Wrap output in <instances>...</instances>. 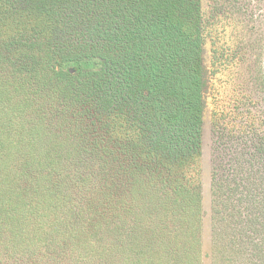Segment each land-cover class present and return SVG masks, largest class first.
<instances>
[{
    "label": "trees",
    "instance_id": "obj_1",
    "mask_svg": "<svg viewBox=\"0 0 264 264\" xmlns=\"http://www.w3.org/2000/svg\"><path fill=\"white\" fill-rule=\"evenodd\" d=\"M206 29L202 0H0V264H202ZM232 178L215 264H264L262 173Z\"/></svg>",
    "mask_w": 264,
    "mask_h": 264
},
{
    "label": "rangeland",
    "instance_id": "obj_2",
    "mask_svg": "<svg viewBox=\"0 0 264 264\" xmlns=\"http://www.w3.org/2000/svg\"><path fill=\"white\" fill-rule=\"evenodd\" d=\"M202 9L209 80L200 160L202 264H215L217 232L229 236L235 228L234 219L228 226L215 212L233 197L223 179L257 172L264 184V0H202Z\"/></svg>",
    "mask_w": 264,
    "mask_h": 264
}]
</instances>
